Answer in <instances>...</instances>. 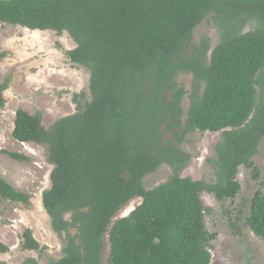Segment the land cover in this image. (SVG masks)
<instances>
[{
    "label": "trees",
    "instance_id": "obj_1",
    "mask_svg": "<svg viewBox=\"0 0 264 264\" xmlns=\"http://www.w3.org/2000/svg\"><path fill=\"white\" fill-rule=\"evenodd\" d=\"M207 17L220 33L210 56L207 39L190 49ZM0 23L68 33L77 44L70 60L90 72V98L74 96L75 114L46 128L41 114L20 109L12 134L46 146L54 165L43 206L66 239L65 256L53 264H101L107 233L110 264H214L217 236L207 229L202 195L234 200L241 166L260 177L253 159L264 137V0H0ZM181 73L193 76L186 115ZM7 87L0 85V110ZM197 131L222 133L215 183L181 176L191 156L180 145ZM163 164L172 175L147 190L144 179ZM261 187L247 225L264 239V178ZM138 198L142 203L113 223ZM30 199L0 177V200L28 206ZM22 247L40 250L31 230ZM8 251L0 243V253Z\"/></svg>",
    "mask_w": 264,
    "mask_h": 264
},
{
    "label": "rangeland",
    "instance_id": "obj_2",
    "mask_svg": "<svg viewBox=\"0 0 264 264\" xmlns=\"http://www.w3.org/2000/svg\"><path fill=\"white\" fill-rule=\"evenodd\" d=\"M253 27V23L248 24L244 31ZM205 39L210 42V55L220 40L212 17H207L196 28L190 49ZM75 48L77 44L68 33L32 31L0 23V53L4 55L0 61V85L8 82L4 92L6 105L0 110V177L18 191L31 195L28 206L0 200V243L9 247L7 253H0V262L28 264L31 259H36L38 264H51L63 257L64 241L53 232L43 206V193L51 188L54 169L48 159V148L20 143L12 134L20 109L32 115L41 114L43 125L50 128L57 120L78 111L74 99L76 94H84L86 100L90 98L89 70L72 63L68 56V52ZM177 81L189 92L182 106L187 113L191 104L193 76L191 73H181ZM85 97L79 99L82 105ZM221 140L222 133L197 131L190 135L182 149L191 156V162L181 176L215 183L216 146ZM5 152L23 155L28 160H15ZM253 163L259 169L260 177L256 179L252 169L241 166L237 178L241 192L234 200L219 201L214 195H202L208 210L205 217L207 229L217 236L210 247L214 264H264V239L256 237L247 225L252 199L262 189L264 139ZM172 172L168 164H163L157 172L144 179L146 189L152 190L167 182ZM141 203L140 198L133 200L115 217L113 223L129 215ZM26 230H31L43 248L41 251L23 250ZM108 259L107 233L103 264H109Z\"/></svg>",
    "mask_w": 264,
    "mask_h": 264
},
{
    "label": "flooded vegetation",
    "instance_id": "obj_3",
    "mask_svg": "<svg viewBox=\"0 0 264 264\" xmlns=\"http://www.w3.org/2000/svg\"><path fill=\"white\" fill-rule=\"evenodd\" d=\"M210 51H211V48H210ZM210 53V52H209ZM210 56V55H209ZM185 96H184V98H183V100H182V103H181V107L183 106V102H184V100H185V97L187 96V95H189V92H187V91H185ZM191 95V94H190ZM191 99V98H190ZM191 105V104H190ZM189 108H190V106H189ZM184 110V109H183ZM185 112V111H184ZM187 113H185V115H186ZM210 133V132H209ZM190 135H192V134H190ZM190 135H188L187 136V138L190 136ZM182 145H183V143L180 145V147L182 148ZM71 217H72V215H71V213L70 214H68V215H66L65 216V219L67 220V221H70L71 220ZM50 223H51V221H50ZM52 227V226H51ZM53 230V229H52ZM53 232L55 233V234H57L60 238H62L63 239V241H64V249H65V239H66V234L65 233H63V234H61V235H59L58 233H56L54 230H53ZM69 233L71 234V235H77V230L76 229H69ZM107 235V234H106ZM106 235H105V237H104V239H103V242H104V246H103V251H102V255H101V264H103V257H104V253H105V238H106ZM39 243V242H38ZM79 243V242H78ZM40 244V243H39ZM9 248V247H8ZM23 248V247H22ZM43 248H42V246H41V244H40V250H38V251H41ZM24 250V249H23ZM26 251H33V250H26ZM65 256V253H64V250H63V257ZM62 257V258H63ZM62 258H60L59 260H57V261H55V262H58V261H60ZM34 260H36V259H34ZM36 262H37V260H36ZM55 262H52L51 264H53V263H55ZM108 263H109V261H108ZM37 264H38V262H37ZM110 264V263H109Z\"/></svg>",
    "mask_w": 264,
    "mask_h": 264
},
{
    "label": "water",
    "instance_id": "obj_4",
    "mask_svg": "<svg viewBox=\"0 0 264 264\" xmlns=\"http://www.w3.org/2000/svg\"><path fill=\"white\" fill-rule=\"evenodd\" d=\"M263 139H264V137H263ZM263 139H262V140H263ZM261 143H262V141L260 142V144H259V146H258V152H259V148H260ZM257 155H258V153H257ZM257 155H256V156H257ZM256 156H255V157H256ZM253 198H254V197H253Z\"/></svg>",
    "mask_w": 264,
    "mask_h": 264
}]
</instances>
